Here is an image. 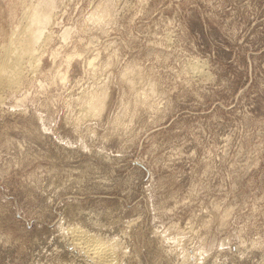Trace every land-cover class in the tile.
<instances>
[{
	"label": "rangeland",
	"instance_id": "1",
	"mask_svg": "<svg viewBox=\"0 0 264 264\" xmlns=\"http://www.w3.org/2000/svg\"><path fill=\"white\" fill-rule=\"evenodd\" d=\"M43 1L0 0V63ZM51 9L0 88V264H104L72 227L118 264H264V0Z\"/></svg>",
	"mask_w": 264,
	"mask_h": 264
},
{
	"label": "bare ground",
	"instance_id": "2",
	"mask_svg": "<svg viewBox=\"0 0 264 264\" xmlns=\"http://www.w3.org/2000/svg\"><path fill=\"white\" fill-rule=\"evenodd\" d=\"M44 2H46L43 4L44 6H34V10H32L27 17L26 24L23 27L20 25L22 29L18 31L19 33L16 32V37L12 36L10 42H8V45H6L7 43L5 44L6 52L0 63V88L6 86L9 88L16 87L23 76V62L28 61L30 63V61L38 59L36 57H38L40 48L39 42H41L42 38L45 39L46 37L44 30L46 25L50 22L52 15H50L51 13L49 12L52 10L51 8L54 6L55 0H48V3L47 1H43V3ZM48 7H50V10ZM25 58L28 60H25ZM67 60L69 59L67 58ZM70 231L73 234L72 236H74L75 244H84L86 248L84 250L86 257H96L98 258L97 260H99V262L101 261L104 264H118L116 260L117 256L115 254L117 249L113 248L114 246L111 244L112 240L110 243L105 242L101 240L100 237L94 236L93 234L92 236L80 227H72ZM114 249L116 250L114 251Z\"/></svg>",
	"mask_w": 264,
	"mask_h": 264
}]
</instances>
